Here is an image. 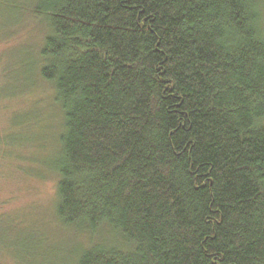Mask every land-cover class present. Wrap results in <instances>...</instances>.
<instances>
[{"label": "trees", "instance_id": "trees-1", "mask_svg": "<svg viewBox=\"0 0 264 264\" xmlns=\"http://www.w3.org/2000/svg\"><path fill=\"white\" fill-rule=\"evenodd\" d=\"M16 3L59 114L13 140L58 177L62 227L121 240L74 264H264V0Z\"/></svg>", "mask_w": 264, "mask_h": 264}, {"label": "rangeland", "instance_id": "rangeland-1", "mask_svg": "<svg viewBox=\"0 0 264 264\" xmlns=\"http://www.w3.org/2000/svg\"><path fill=\"white\" fill-rule=\"evenodd\" d=\"M16 4L0 0V264H74L91 244L121 240L107 227L96 237L62 227L55 215L58 177L37 163L44 155L35 146H20L30 138L41 145L45 140L43 131L35 128L36 117L59 112L52 103V87L38 76L33 83L29 79L48 30L32 11L24 6L20 11ZM27 116H33L30 125L13 126L18 117ZM59 125L58 117L57 131ZM47 136L54 138L50 143L54 151L56 135Z\"/></svg>", "mask_w": 264, "mask_h": 264}]
</instances>
